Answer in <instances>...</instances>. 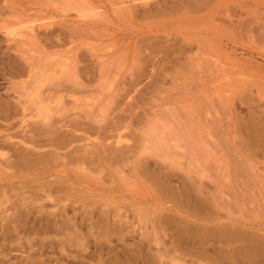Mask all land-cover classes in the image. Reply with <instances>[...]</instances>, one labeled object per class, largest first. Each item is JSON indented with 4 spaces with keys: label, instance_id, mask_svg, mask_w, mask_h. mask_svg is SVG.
<instances>
[{
    "label": "rangeland",
    "instance_id": "374dc122",
    "mask_svg": "<svg viewBox=\"0 0 264 264\" xmlns=\"http://www.w3.org/2000/svg\"><path fill=\"white\" fill-rule=\"evenodd\" d=\"M38 260L264 264V0H0V264Z\"/></svg>",
    "mask_w": 264,
    "mask_h": 264
},
{
    "label": "bare ground",
    "instance_id": "6f19581e",
    "mask_svg": "<svg viewBox=\"0 0 264 264\" xmlns=\"http://www.w3.org/2000/svg\"><path fill=\"white\" fill-rule=\"evenodd\" d=\"M123 1H124V0H123ZM33 25H34V24H31V25L26 24V27H27L26 30H27V29H28V30H27V32L24 31V32H26V34L21 33V35H22V34H24V35H26V36H28V35H30V34L33 35V34H34L33 31H34L35 28H36V27H35V28H34V27L32 28ZM30 26H31V27H30ZM34 26H35V25H34ZM28 32H29V34L27 35ZM30 32H32L33 34L30 33ZM34 32H35V31H34ZM31 35H30V36H31ZM35 35H36V34H35ZM9 37H10V36H9ZM11 37H12V36H11ZM13 37H14V36H13ZM31 37H32V36H31ZM33 37H34V35H33ZM26 85H27V84H26ZM22 87H23V86H22ZM35 97H36V96H35ZM31 98H32V97H31ZM36 99H37L38 101L36 100L35 102H34V99H32V100H33L32 102H34V103L37 104L36 106H34V105H33V106H34V107H37L38 111L42 113V111H43V109H44V107H43V101H42L41 98H40L41 100H39L38 97H36ZM61 101H63V100H61ZM92 101H95V100H92ZM30 102H31V101H30ZM63 102H64V101H63ZM61 103H62V102H61ZM76 106H77V105H76ZM26 108H29V107H26ZM26 108H25V109H26ZM30 109H31V108H30ZM32 110H33V109H32ZM32 110H31V111H32ZM33 111H34V110H33ZM29 112H30V111H29ZM30 113H31V112H30ZM42 114H43L42 116H43L44 118L47 117V115H44V113H42ZM61 114H62V113H61ZM33 116H34V115H33ZM29 117H31V116H29ZM41 119L43 120V118H41ZM42 120H41V121H42ZM49 120H50V119H49ZM46 122H48V120H47ZM49 122H50V121H49ZM44 123H45V122H44ZM51 123H52V121H51ZM24 125H25V124H24ZM28 125H29V124H28ZM45 125H46V124H45ZM45 125H44V126H45ZM51 126H52V125H51ZM22 127H23V126H22ZM24 127H25V126H24ZM47 127H48V125H47ZM25 130H26V129H25ZM34 131H35V130H34ZM37 132H38V131H37ZM12 133H13V132H12ZM9 134H10V132H9ZM5 135H6V134H5ZM11 135H12V136H9V138H8L9 140H10V138L14 137V134H11ZM6 136H7V135H6ZM26 137H27V136H26ZM27 138H28V137H27ZM29 138H30V137H29ZM32 138H33V137H32ZM25 140H26V138H25ZM25 140H23V142H26ZM29 141H30V140H29ZM33 141H34V140H33ZM5 143H6V142H5ZM8 143H10V142H8ZM13 143H14V142H12V144H13ZM26 143L29 144V142H26ZM31 143H32V142H31ZM3 144H4V143H3ZM37 144H38V143H37ZM37 144H36V145H37ZM6 145H7V144H6ZM6 145H5V146H6ZM29 145H30V144H29ZM32 145H33V144H32ZM39 145H40V144H39ZM21 147H22V146H21ZM24 148H25V146H24ZM118 148H119V147H118ZM13 149H14V148H13ZM26 149H27V148H26ZM17 150H18V149H17ZM28 150H30V152H31V151L33 150V148H31V147L29 146L28 149H27V152H28ZM32 152H33V151H32ZM38 152H39V151H38ZM28 153H29V152H28ZM2 154H3V156H6L7 152H2ZM20 155H22V154H20ZM30 157H31V156H30ZM22 158H23V157H22ZM22 158H21V159H22ZM24 159H25V158H24ZM31 159H32V158H31ZM33 161H34V159H33ZM28 163H29V162H28ZM28 163L25 161V163H23V164L25 165V164H28ZM47 197H48L49 199H51V198H52V195H51V194H48ZM55 200H57V199L55 198ZM43 205H44V204H41L42 207H43ZM39 209H40V208H39ZM5 210H7V209H5ZM47 211L49 212V210H47ZM47 211H46V212H47ZM58 211H59V210H58ZM42 212H45V211L42 210ZM4 213H5V212H4ZM42 214H44V213H42ZM49 214L53 215V216H52V218H53L54 216H56V214H57V210H56V209H55V210H52V211L49 212ZM9 215H10V214H9ZM2 218H3V216H2ZM54 219H55V217H54ZM57 219H58V218H57ZM57 219H55V220L57 221ZM11 220H12V219H11ZM49 220H50V219H49ZM55 220H54V221H55ZM46 221H47V220H46ZM56 221H55V223H56ZM47 222H48V221H47ZM115 222H116V221H115ZM53 224H54V223H53ZM63 226H64V225H63ZM63 226H62V227H63ZM59 228H60V227H59ZM63 228H64V227H63ZM12 229H13V228H12ZM239 229H240V228H239ZM232 230H233V229H232ZM43 231H44V230H43ZM107 231H108V230H107ZM110 231H111V230H110ZM112 231H113V230H112ZM239 231H240V230H239ZM245 231H246V230H245ZM247 234H248V233H247ZM252 235H253V234H252ZM21 236H22V235H21ZM229 236H230V235H229ZM11 237H12V236H11ZM16 238H17V237H16ZM231 238H232V237H231ZM234 238H235V237H234ZM250 238H251V237H250ZM253 239H254V238H253ZM46 240H47V239H46ZM254 240H255V239H254ZM254 240H253V241H254ZM241 241H242V240H241ZM21 242H22V241H21ZM54 242H55V241H54ZM231 242H232V241H231ZM238 242H239V241H238ZM42 243H43V242H42ZM232 243H233V242H232ZM253 243H254V242H253ZM54 244H55V243H54ZM243 244H244V243H243ZM23 245H24V244H23ZM58 245H59V244H58ZM253 245H254V244H253ZM51 246H52V245H51ZM243 246H244V245H243ZM67 247H68V246H67ZM42 250H43V249H42ZM52 250H53V249H52ZM137 250H138V249H137ZM258 250H259V249H258ZM58 251H59V250H58ZM131 251H132V250H131ZM134 251H135V250H134ZM254 253H255V251H254ZM128 254H129V253H128ZM44 255H45V254H44ZM65 255H66V254H65ZM130 255H132V254H130ZM130 255H129V256H130ZM136 255H137V254H136ZM137 256H138V255H137ZM48 258H49V257H48ZM59 258H60V257H59ZM149 258H150V257H149ZM149 258H148V259H149ZM41 259H42V258H41ZM74 259H75V258H74ZM74 259H73V260H74ZM131 259H132V258H131ZM152 260H153V259H152ZM40 261H41V260H40ZM47 262H48V261H47ZM152 263H153V262H152ZM154 263H155V262H154ZM36 264H42V261L39 263V260H38ZM156 264H157V263H156Z\"/></svg>",
    "mask_w": 264,
    "mask_h": 264
}]
</instances>
